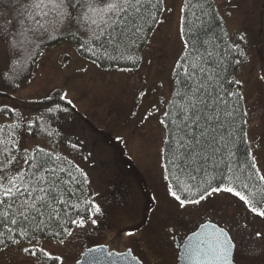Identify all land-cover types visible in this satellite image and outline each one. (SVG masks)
<instances>
[{
    "label": "rangeland",
    "instance_id": "1",
    "mask_svg": "<svg viewBox=\"0 0 264 264\" xmlns=\"http://www.w3.org/2000/svg\"><path fill=\"white\" fill-rule=\"evenodd\" d=\"M185 1L163 0L159 22L135 70L103 69L84 58L72 41L62 37L45 46L41 58L35 62L33 77L19 89L0 86V92L7 94L0 96L3 124L13 121L6 107L31 122L40 111L33 103L54 96L71 101L77 114L61 115L60 131L73 149L62 143L57 150L70 155L87 174L86 189L94 201L89 216L79 219L83 220V227L77 223L65 240H42L12 247L0 253V264H39L41 249L61 257L54 264H76L86 248L106 245L111 251L125 252L127 247H135L137 240L141 245L135 250L142 257L140 248L150 247L151 252H158L159 264H171L167 250L154 249L147 225H167L177 217L198 228L206 219L221 216L228 220L237 211V216H243L246 210L232 206L235 196L231 193L213 192L199 203L185 201L183 206L171 195L164 162L167 129L162 121L177 62L185 48L182 33ZM214 1L226 29L241 47L242 63L236 75L246 104L247 138L257 169L264 175V0ZM38 19L43 22L42 17ZM23 22L32 21L26 22L24 17ZM32 28L36 31L35 25ZM36 32L48 37L42 30ZM8 63V48L0 37V76L7 71ZM21 140L29 149L56 148L49 140L33 137L27 130ZM96 206L99 212L94 211ZM221 207L224 215L219 213ZM261 226H249V233L258 229L261 236ZM23 247L34 248L36 256L17 250ZM247 260L241 264H249Z\"/></svg>",
    "mask_w": 264,
    "mask_h": 264
},
{
    "label": "trees",
    "instance_id": "2",
    "mask_svg": "<svg viewBox=\"0 0 264 264\" xmlns=\"http://www.w3.org/2000/svg\"><path fill=\"white\" fill-rule=\"evenodd\" d=\"M31 0H20L19 4L5 5L6 14L9 19L13 20L16 25L11 28L13 34L19 40L24 42L26 47L25 63L22 70L20 69L17 60L11 56L8 41L12 39L11 36L5 38L3 35L0 37L4 40L8 48V67L7 71L2 72L0 76V86H5L11 90H17L19 87L31 79L35 71V62L41 58L46 45L56 43L62 37L72 41L75 44L78 52L86 59L96 62L103 69H123L135 70L137 69L142 60V52L148 40L150 39L153 31L157 27L160 16L163 11V0H153L155 7L151 9L155 19L148 18L143 23V32L136 37L124 38L120 43L119 51L116 50L114 45H108V55L93 56L89 52H85L80 47L79 39H74L70 35L64 34L61 38L49 39L47 36L39 35L32 28L33 21L20 25L19 21H23L24 17L19 16L17 9L22 5L29 4ZM11 9L10 11H7ZM12 13V14H11ZM15 13V15H14ZM195 13V15H193ZM19 16V21L14 19ZM2 22V21H0ZM26 22L28 20L26 19ZM32 29V31H29ZM192 29V32H189ZM23 33V35H20ZM35 33V34H33ZM182 33L184 42L190 40L192 33H195L199 40L196 47L186 46L184 52L177 62L175 73L173 76V86L170 96V101L167 106L166 113H172V105L174 101L179 100L177 92L186 91L188 86L194 83L195 80H204L207 88V93L204 94V100L207 107L201 105L204 111L212 114L214 119L209 123L216 129L214 135L217 138L218 144L216 147L219 151L216 152L211 159L201 161L197 159L195 164L185 162L180 159L177 163L181 168H185V172H180L178 168L171 162V150L176 146L178 133L175 132V126L171 120L164 116V123L167 129L165 146H164V162L167 180L170 184L172 191H176L181 199L191 201L198 199L194 197L192 191L202 192L207 189L206 197L212 192V188L217 186L223 188L228 186L229 182L225 179L223 184H219L220 174L223 173L226 177H232L234 174L246 179L251 176V183L255 184L258 180L259 171L251 154V146L247 138V112L245 99L241 90V83L237 78V71L240 69L242 58L240 57V45L234 39L225 27L222 16L220 15L214 0H186L183 8L182 19ZM59 36V33L57 34ZM29 36V37H27ZM26 37V39H25ZM135 41L133 44L132 41ZM98 47V45H97ZM109 56L116 57L115 59L108 58ZM131 57V58H129ZM193 64H198L201 68L207 69L205 73H199L194 77L193 81H188L184 68L189 71L198 72V69L192 68ZM183 66V67H182ZM207 77V78H206ZM185 81V83H181ZM0 92V96H4ZM199 95V94H198ZM183 103L184 101H180ZM40 107L38 115H36L31 122H27L22 117L21 113L9 110L10 116L13 118L11 123H0V128L4 129V133H0V137L5 136L8 131L9 125H19L15 129V139L18 142L16 150L13 152L15 159L7 166L8 171H27L29 164L25 163L24 154L28 156L36 155L38 158H47L45 153L49 154L51 167H63L71 171L72 175L76 177V181L69 183L66 187V199L70 204L78 206V210L69 209L71 215L64 223V228L72 231L76 224L71 223L72 219L79 221L80 218L89 216L93 211L94 201L91 199L87 192L88 186L87 174L79 167L74 159L63 151L57 150V146L64 144L73 149L71 143L68 142L67 137L61 133V115L63 114H77L75 108L64 98L54 96L50 100L41 103H33ZM3 107L2 109H4ZM54 109V111H49ZM29 131L33 137L40 136L49 140L56 148H45L34 146L32 149L26 148L22 144V134ZM222 137V139H221ZM226 146V147H225ZM3 145L0 144V148ZM43 149V152H39ZM0 159H3L0 156ZM201 168V171H196V168ZM231 169L232 171H229ZM188 172L194 175L196 179H191ZM66 180L70 179L66 172H61ZM180 176L181 185L176 184V176ZM191 189L188 192L182 191V187ZM198 186V187H197ZM237 190L240 189V182L235 180L233 185ZM2 230V229H0ZM53 231H61L58 227ZM69 235L55 236L49 234L47 230L38 235V238L31 243L27 240L21 239L19 245H9L7 249L12 247L21 246L24 244L32 245L42 240H65ZM6 249V250H7ZM3 251H0V253ZM39 264H44L42 257ZM47 264H54V261H48Z\"/></svg>",
    "mask_w": 264,
    "mask_h": 264
},
{
    "label": "snow or ice",
    "instance_id": "3",
    "mask_svg": "<svg viewBox=\"0 0 264 264\" xmlns=\"http://www.w3.org/2000/svg\"><path fill=\"white\" fill-rule=\"evenodd\" d=\"M12 3L19 4L20 0H0V21H2L0 22V35L5 38L12 37L8 41L11 56L17 60L22 70L26 62V47L24 42L12 33L11 28L16 25L12 19L8 18L4 7ZM153 7H155L153 0H31V3L24 4L17 9V12L19 16L33 21L36 31L42 30L47 33L49 39L58 40L64 34L70 35L74 39H79L80 47L85 52L97 56L108 55V45H114L119 51L120 43L124 38L136 37L142 33L143 23L148 18L155 19L151 11ZM19 16L14 19L19 21ZM38 17H42L43 22ZM19 23L23 26V21ZM189 32H192V29H189ZM84 36H88L89 39H83ZM198 40L199 37L192 33L190 40H186L185 44L195 48ZM132 43L134 44L135 41L133 40ZM108 58L115 59L116 57L109 56ZM192 68L198 69V72L184 68L188 81H193L196 75L207 71L198 64H193ZM206 93L204 80H195L186 91L177 92L180 99L173 102L171 114L165 113V116L175 126V132L179 134L176 146L171 150V162L180 172H185L186 169L180 167L178 160L184 159L186 163L195 164L197 159L207 161L219 151L216 147L218 141L214 135L216 129L209 123L214 116L200 107L201 105L207 107L204 100ZM49 111H54V109H49ZM17 127L19 125H9L5 136L0 137V144L3 145L0 148V156L3 157L0 159V229H2L0 230V251H6L9 245H19L21 239L31 243L46 230L49 234L58 237L61 236V232L70 236L71 231L64 228V223L71 215L70 208L78 210L77 205L70 204L65 198L67 185L76 181V177L63 167L49 166L51 161L49 154L45 153L47 158H38L36 155L28 156L25 153L24 159L25 163L29 164V169L8 171L7 166L15 159L13 152L18 143L15 139ZM0 133H4L3 128H0ZM38 151L43 152L44 150L39 149ZM195 170L201 171L202 169L198 167ZM229 171L232 170L229 169ZM61 172H66L70 179L66 180L60 175ZM187 174L191 179H196L191 172ZM225 179L229 182L228 186L223 188L217 186L212 188V192L231 193L243 202L252 214L264 217V189H257L259 195L253 192L252 189L257 188V185L251 183V176L242 179L235 174L232 177H226L221 173L218 183L223 184ZM235 180L240 182L242 190H237L232 186ZM258 180L264 182V175H258ZM176 184L181 185L179 175L176 176ZM191 187V185L182 187V191L188 192ZM206 192L207 189L202 192L193 190L192 195L199 198L189 202L199 203L206 199ZM171 195L182 206L185 204V200L181 199L176 191H171ZM94 211L99 212V206H96ZM71 223H78L80 227H83L84 222L82 219L79 221L72 219ZM57 227L61 231H53ZM17 250L33 257L36 256L34 248L23 247ZM40 252L44 258V264L48 261L61 260V257L52 256L43 249Z\"/></svg>",
    "mask_w": 264,
    "mask_h": 264
},
{
    "label": "flooded vegetation",
    "instance_id": "4",
    "mask_svg": "<svg viewBox=\"0 0 264 264\" xmlns=\"http://www.w3.org/2000/svg\"><path fill=\"white\" fill-rule=\"evenodd\" d=\"M258 173L259 175H262L260 172ZM255 184L257 185V188H253L252 191L259 195L257 189H264V182H259V180H256ZM234 199L235 201L233 202V207H242L246 210L242 217L237 216L239 213L237 211L234 212L236 213L235 215L229 216L228 220L226 217L220 218L221 216H219L220 219H223L222 221L219 220V218H213L203 220L201 223H215L229 233L234 244V264H241V261L245 259H248L247 263L249 264H264V217H259L255 214H252L250 211H248L243 202L239 201L237 197ZM219 213L224 215V210L222 207ZM215 214L218 216L217 212H215ZM260 225H262L261 236L257 235V233H259L258 229H253V231L249 233V226L256 228ZM146 227L147 230L151 232V235L154 239V249H157L158 251L167 250V253L170 254L169 258L171 259V264H179V254L181 247L188 236L198 229L196 225H188L186 220L177 217L169 220L167 225L164 224L152 226V224H150ZM140 245L141 241L137 240L135 247ZM135 247L131 246L127 247L126 249L131 250L132 253L143 262V264H149V262L152 264H159V257L157 255L158 252H155V250L154 252L153 250L151 252L150 247H148L147 250L144 247L140 248V251L143 253V255L148 257V259H145L144 256L142 257V255L137 252V250H135ZM153 254L154 256H152Z\"/></svg>",
    "mask_w": 264,
    "mask_h": 264
},
{
    "label": "water",
    "instance_id": "5",
    "mask_svg": "<svg viewBox=\"0 0 264 264\" xmlns=\"http://www.w3.org/2000/svg\"><path fill=\"white\" fill-rule=\"evenodd\" d=\"M234 244L219 225L205 222L191 233L179 254V264H234ZM76 264H143L131 250L111 251L109 246L86 248Z\"/></svg>",
    "mask_w": 264,
    "mask_h": 264
}]
</instances>
